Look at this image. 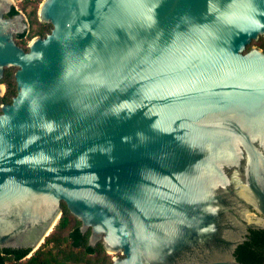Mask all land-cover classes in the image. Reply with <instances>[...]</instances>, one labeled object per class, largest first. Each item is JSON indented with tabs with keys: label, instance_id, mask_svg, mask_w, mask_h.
<instances>
[{
	"label": "water",
	"instance_id": "obj_1",
	"mask_svg": "<svg viewBox=\"0 0 264 264\" xmlns=\"http://www.w3.org/2000/svg\"><path fill=\"white\" fill-rule=\"evenodd\" d=\"M39 16L54 27L29 51L0 19V79L19 66L0 113V246L38 249L66 201L113 264H249L236 250L264 227V50L246 49L264 0H44Z\"/></svg>",
	"mask_w": 264,
	"mask_h": 264
},
{
	"label": "trees",
	"instance_id": "obj_2",
	"mask_svg": "<svg viewBox=\"0 0 264 264\" xmlns=\"http://www.w3.org/2000/svg\"><path fill=\"white\" fill-rule=\"evenodd\" d=\"M43 0H27L23 4L26 9L33 4L30 11L38 19ZM51 26L54 24L51 23ZM257 44L264 50V35L254 39L247 47L250 50ZM9 84H12V77L6 76ZM12 96H0V113L4 101H13ZM63 213L51 233L46 237L42 245L30 252L29 248H3L0 246V264H113L115 253H111L100 240L92 245L90 237L92 228L83 232L81 229L82 220L79 219L70 209L66 201H63ZM257 242L242 244L238 250L239 259L246 263L257 261L264 251L257 246ZM253 246H257L253 248Z\"/></svg>",
	"mask_w": 264,
	"mask_h": 264
},
{
	"label": "flooded vegetation",
	"instance_id": "obj_3",
	"mask_svg": "<svg viewBox=\"0 0 264 264\" xmlns=\"http://www.w3.org/2000/svg\"><path fill=\"white\" fill-rule=\"evenodd\" d=\"M3 0H0V19L4 24L6 32L10 34L8 40L15 42L16 45L24 48L26 51H29L31 48V43L36 37L43 36L45 37L50 33L54 27L50 24L52 22H45L41 20L40 16L35 18L30 11H24V9L15 1L7 4ZM1 68V65H0ZM19 69L18 65H9L5 64L3 66V76L0 79V82L3 84L2 91L0 96H12L13 98L19 92L18 80H17V70ZM12 77V84H9L7 75ZM12 101H4L3 103H11ZM2 103V104H3ZM247 242H257V246L264 251V227H252L250 228V233L247 234ZM240 244L236 250V254L239 257V248L242 245ZM257 246H253L256 248ZM3 248H13V247H3ZM23 248V247H19ZM252 264H264V252L260 255L257 261L251 262Z\"/></svg>",
	"mask_w": 264,
	"mask_h": 264
},
{
	"label": "rangeland",
	"instance_id": "obj_4",
	"mask_svg": "<svg viewBox=\"0 0 264 264\" xmlns=\"http://www.w3.org/2000/svg\"><path fill=\"white\" fill-rule=\"evenodd\" d=\"M22 8H23V4L27 1V0H15ZM44 1V0H43ZM41 6V5H40ZM24 9V8H23ZM33 9V4H29L27 6L26 9H24V11H31ZM40 9V8H39ZM39 13V10H38ZM253 46H258L257 44L253 45Z\"/></svg>",
	"mask_w": 264,
	"mask_h": 264
}]
</instances>
